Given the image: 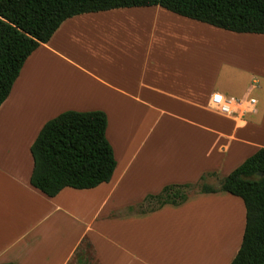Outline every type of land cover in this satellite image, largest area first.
<instances>
[{
	"label": "crops",
	"instance_id": "crops-1",
	"mask_svg": "<svg viewBox=\"0 0 264 264\" xmlns=\"http://www.w3.org/2000/svg\"><path fill=\"white\" fill-rule=\"evenodd\" d=\"M261 37L264 34L215 27L160 5L118 7L66 19L27 58L0 106V264H71L88 238L98 263L105 264L91 236L97 220L143 223L177 212L197 197L144 213L137 205L167 184L195 183L207 172L221 175L226 167L231 172L250 156L247 149L264 147V75L249 83L235 73L223 78V68L230 67L223 62L224 53L242 48L240 42L246 39L264 49ZM45 58L57 60L75 81L65 73L55 76L49 62V100L40 105L33 100L30 81ZM216 92L241 101L253 97L257 104L249 111L225 114L211 105ZM66 110L105 111L117 165L109 182L87 189L65 187L49 196L31 183V145L44 124ZM120 118L134 123L127 136L116 128L124 122ZM110 124L116 128L111 135ZM139 132L144 137L137 138ZM132 196L133 201L125 199ZM235 197L240 201L241 244L246 210L242 198ZM88 203L90 219L84 211ZM226 207L230 213V204ZM128 251L132 258L139 257Z\"/></svg>",
	"mask_w": 264,
	"mask_h": 264
},
{
	"label": "trees",
	"instance_id": "trees-1",
	"mask_svg": "<svg viewBox=\"0 0 264 264\" xmlns=\"http://www.w3.org/2000/svg\"><path fill=\"white\" fill-rule=\"evenodd\" d=\"M150 5L229 31L264 34V0H0V106L27 58L66 19L86 12ZM107 124L103 110H66L49 119L31 145L32 185L55 196L65 187L87 189L109 182L117 160ZM213 173L203 174L195 183L167 184L159 193L148 194L137 210L144 213L166 204L181 205L194 187L200 193L224 191L238 196L245 205L246 222L240 247L229 264H264V147L224 176L219 187L206 182ZM84 243L93 250L88 239ZM82 246L77 250L78 264H86Z\"/></svg>",
	"mask_w": 264,
	"mask_h": 264
},
{
	"label": "rangeland",
	"instance_id": "rangeland-1",
	"mask_svg": "<svg viewBox=\"0 0 264 264\" xmlns=\"http://www.w3.org/2000/svg\"><path fill=\"white\" fill-rule=\"evenodd\" d=\"M101 34L103 35V33ZM240 43L245 46L229 48L230 54L224 53L226 59L223 62L230 67L223 68V78L235 73L238 77L242 75L243 80L246 78L249 83L253 78H259L257 74L264 75V49L250 39L241 40ZM42 62L38 74L31 78L30 85L33 87L30 91L34 95L33 100L36 104L45 105L49 100L46 91L49 62L51 63L50 69L54 70L55 76H62L64 73L72 78L75 76L63 71L57 60L48 61L45 58ZM245 67L249 70H244ZM255 93L253 92V95ZM148 123L143 124L142 129ZM133 124L124 119L122 126L116 124V128L118 131L121 129L124 132L123 135L127 136L130 134ZM115 129L110 124L109 134L111 135V130ZM144 135L143 132L136 133L137 138L144 137ZM166 135L168 136L169 133ZM254 151L255 148L247 149V156ZM233 165L231 167L234 168ZM221 172V175L218 172L209 175L206 177V182L219 187L222 178L230 173V170L226 167ZM198 190V187L190 189V197L197 198L192 199L177 212L155 215L145 219L143 223L132 221L131 224H128L120 219L111 220L105 217L97 220L96 230L91 233V236L97 243L105 264H226L229 257H234L236 249L240 246L239 235H241L242 221L239 219L240 210L236 205L240 201H237V197L224 191L218 195L203 197L199 196L201 193ZM125 199L133 201L135 198L132 196L131 198L125 197ZM228 204L232 209L230 213L226 209ZM84 211H87L88 219H90L92 205L88 203ZM127 214L121 213V215ZM213 236L216 238L214 245L212 244ZM88 241L91 242V239L88 238ZM114 242L120 243L125 249L122 246H117ZM128 249H131L130 252H135L139 257L132 258L128 255ZM80 252L86 254V264H99L94 246L92 250L84 243ZM71 264H77V259Z\"/></svg>",
	"mask_w": 264,
	"mask_h": 264
},
{
	"label": "built area",
	"instance_id": "built-area-1",
	"mask_svg": "<svg viewBox=\"0 0 264 264\" xmlns=\"http://www.w3.org/2000/svg\"><path fill=\"white\" fill-rule=\"evenodd\" d=\"M257 104L256 98H248L247 100H236L233 98H227L224 94L221 92H216L213 94L211 98V105L216 110L233 115L238 110H241L243 112L252 110Z\"/></svg>",
	"mask_w": 264,
	"mask_h": 264
},
{
	"label": "water",
	"instance_id": "water-1",
	"mask_svg": "<svg viewBox=\"0 0 264 264\" xmlns=\"http://www.w3.org/2000/svg\"><path fill=\"white\" fill-rule=\"evenodd\" d=\"M260 175H263V173H262V172H260Z\"/></svg>",
	"mask_w": 264,
	"mask_h": 264
}]
</instances>
